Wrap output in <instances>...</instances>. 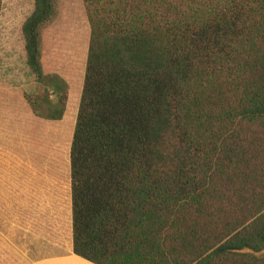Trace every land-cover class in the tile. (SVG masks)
Masks as SVG:
<instances>
[{
	"label": "trees",
	"instance_id": "1",
	"mask_svg": "<svg viewBox=\"0 0 264 264\" xmlns=\"http://www.w3.org/2000/svg\"><path fill=\"white\" fill-rule=\"evenodd\" d=\"M86 56L68 151L71 252L91 264H264V0H81ZM58 0L20 33L42 69ZM1 7V0H0Z\"/></svg>",
	"mask_w": 264,
	"mask_h": 264
},
{
	"label": "rangeland",
	"instance_id": "2",
	"mask_svg": "<svg viewBox=\"0 0 264 264\" xmlns=\"http://www.w3.org/2000/svg\"><path fill=\"white\" fill-rule=\"evenodd\" d=\"M32 6L33 0H1L0 158L8 153L26 154L28 159L24 163L35 168L44 166L51 172L55 167L65 174L83 77L88 25L81 0H58L55 19L41 31L42 69L45 73L59 75L67 86L62 116L55 121L47 120L43 117L46 101H53L54 96L30 74L20 33ZM34 243L32 241L35 248ZM37 259L35 255H17L11 264H26ZM64 264L91 263L73 256Z\"/></svg>",
	"mask_w": 264,
	"mask_h": 264
},
{
	"label": "crops",
	"instance_id": "3",
	"mask_svg": "<svg viewBox=\"0 0 264 264\" xmlns=\"http://www.w3.org/2000/svg\"><path fill=\"white\" fill-rule=\"evenodd\" d=\"M27 159L13 153L0 158V264L15 262L17 255L38 256L26 264H64L76 256L71 252L68 159L66 176L55 167L52 172L35 168L24 163Z\"/></svg>",
	"mask_w": 264,
	"mask_h": 264
}]
</instances>
